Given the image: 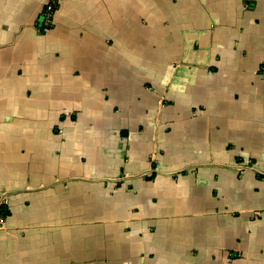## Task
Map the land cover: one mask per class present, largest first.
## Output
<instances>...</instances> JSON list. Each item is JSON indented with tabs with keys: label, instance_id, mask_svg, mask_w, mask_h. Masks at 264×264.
Here are the masks:
<instances>
[{
	"label": "crops",
	"instance_id": "0c3cea01",
	"mask_svg": "<svg viewBox=\"0 0 264 264\" xmlns=\"http://www.w3.org/2000/svg\"><path fill=\"white\" fill-rule=\"evenodd\" d=\"M0 0V264H264V0Z\"/></svg>",
	"mask_w": 264,
	"mask_h": 264
},
{
	"label": "built area",
	"instance_id": "2783aa9c",
	"mask_svg": "<svg viewBox=\"0 0 264 264\" xmlns=\"http://www.w3.org/2000/svg\"><path fill=\"white\" fill-rule=\"evenodd\" d=\"M61 0H47L39 17V31L42 34L48 33L55 24V14ZM0 207L5 208L3 199H0ZM5 215L0 214V229L4 227Z\"/></svg>",
	"mask_w": 264,
	"mask_h": 264
},
{
	"label": "trees",
	"instance_id": "16d2710c",
	"mask_svg": "<svg viewBox=\"0 0 264 264\" xmlns=\"http://www.w3.org/2000/svg\"><path fill=\"white\" fill-rule=\"evenodd\" d=\"M7 213H8V211H7L6 208H1V207H0V214H2V215H7Z\"/></svg>",
	"mask_w": 264,
	"mask_h": 264
}]
</instances>
